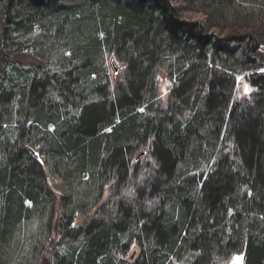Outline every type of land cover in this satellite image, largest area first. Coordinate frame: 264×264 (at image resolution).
I'll return each mask as SVG.
<instances>
[{
  "label": "trees",
  "instance_id": "trees-1",
  "mask_svg": "<svg viewBox=\"0 0 264 264\" xmlns=\"http://www.w3.org/2000/svg\"><path fill=\"white\" fill-rule=\"evenodd\" d=\"M183 2L0 0V264H264V0Z\"/></svg>",
  "mask_w": 264,
  "mask_h": 264
},
{
  "label": "rangeland",
  "instance_id": "rangeland-1",
  "mask_svg": "<svg viewBox=\"0 0 264 264\" xmlns=\"http://www.w3.org/2000/svg\"><path fill=\"white\" fill-rule=\"evenodd\" d=\"M172 2L175 4V6H180V7L184 6L183 0H172ZM181 14L184 19H188V20H197V21H204V22H206L207 20V14L204 11L184 10L181 12ZM253 26L256 27L255 25ZM254 27H252L253 30H255ZM244 29L245 28L243 26H239V30H244ZM211 30L212 32L216 34L226 35L227 33L233 31L234 28L231 27L229 29L222 31L216 27H212ZM58 46L59 44L54 43V45H51L50 51H44V49L43 50L37 49L33 43H27L25 46H16V45L14 46L13 45L10 49V53L13 56V58L23 68H31V66L33 65H36V66L38 65V66H41L42 69L53 71V69L55 68L53 61L57 57L56 56V54H58L57 50H59ZM263 52H264V49H263ZM123 66H124L123 61L119 59H115L113 68L112 66L109 65L110 68L108 69L106 66V70H107V73L109 72L110 75H112L116 73L117 70L120 71V68H122ZM239 82H240L239 91L242 96L251 92L252 87L250 86L248 82L244 80V75L239 78ZM159 83H160L161 97L163 98V100H165L172 87V83L167 78L166 74L163 71L160 73ZM246 87L248 89L247 91H246ZM49 181H50V184L53 190L57 193L58 196H62L63 194L66 193L67 185L58 175L50 172ZM82 220L83 218L80 215L77 218V223L81 222ZM237 257H242V261H237L236 259ZM237 257L232 261L231 264H245L243 255H239Z\"/></svg>",
  "mask_w": 264,
  "mask_h": 264
},
{
  "label": "snow or ice",
  "instance_id": "snow-or-ice-1",
  "mask_svg": "<svg viewBox=\"0 0 264 264\" xmlns=\"http://www.w3.org/2000/svg\"><path fill=\"white\" fill-rule=\"evenodd\" d=\"M248 89H247V87H246V91H247ZM237 259V261H242V257H237L236 258Z\"/></svg>",
  "mask_w": 264,
  "mask_h": 264
}]
</instances>
